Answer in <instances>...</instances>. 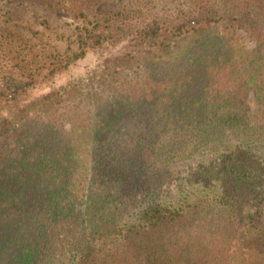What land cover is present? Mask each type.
I'll use <instances>...</instances> for the list:
<instances>
[{"label":"trees","instance_id":"1","mask_svg":"<svg viewBox=\"0 0 264 264\" xmlns=\"http://www.w3.org/2000/svg\"><path fill=\"white\" fill-rule=\"evenodd\" d=\"M185 2L0 115V264H264V0Z\"/></svg>","mask_w":264,"mask_h":264},{"label":"rangeland","instance_id":"2","mask_svg":"<svg viewBox=\"0 0 264 264\" xmlns=\"http://www.w3.org/2000/svg\"><path fill=\"white\" fill-rule=\"evenodd\" d=\"M61 5L49 8L0 0V115H7L14 103L23 104L83 76L102 53L124 44L106 46L103 52L87 50L84 57L56 72L59 61L75 51L78 28H89L92 21H106L125 9L133 23L152 31L154 23L188 4L185 0H64Z\"/></svg>","mask_w":264,"mask_h":264}]
</instances>
